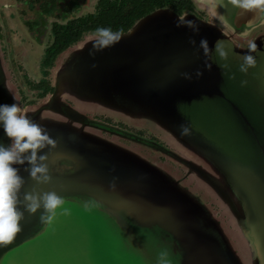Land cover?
Segmentation results:
<instances>
[{
  "label": "water",
  "instance_id": "water-1",
  "mask_svg": "<svg viewBox=\"0 0 264 264\" xmlns=\"http://www.w3.org/2000/svg\"><path fill=\"white\" fill-rule=\"evenodd\" d=\"M197 1L214 20L160 9L103 50L94 51L96 38L83 41L57 61L55 90L35 105L21 104L0 46V103L15 98L55 141L38 153L47 155V183L27 162L14 165L20 199L32 191L64 198L47 225L43 208L20 205L22 231L0 248V264H156L165 248L173 264H264V18L229 0ZM177 18L196 21L199 32ZM250 41L257 63L241 73ZM216 42L230 49L226 60ZM0 142L10 143L2 129Z\"/></svg>",
  "mask_w": 264,
  "mask_h": 264
},
{
  "label": "flooded vegetation",
  "instance_id": "flooded-vegetation-1",
  "mask_svg": "<svg viewBox=\"0 0 264 264\" xmlns=\"http://www.w3.org/2000/svg\"><path fill=\"white\" fill-rule=\"evenodd\" d=\"M160 9L180 15L194 13L206 21L214 20L197 0H0V46L21 104L35 105L54 92L51 75L57 61L88 38H96L97 27H110L124 35ZM95 117L165 144L148 129L108 115ZM120 140L133 144L125 138ZM147 152L156 156L155 152Z\"/></svg>",
  "mask_w": 264,
  "mask_h": 264
},
{
  "label": "clouds",
  "instance_id": "clouds-1",
  "mask_svg": "<svg viewBox=\"0 0 264 264\" xmlns=\"http://www.w3.org/2000/svg\"><path fill=\"white\" fill-rule=\"evenodd\" d=\"M229 3L239 11H252L254 17L264 18V0H229ZM176 26L187 27L194 33H198L200 30L196 21L185 18H177ZM95 35L94 51L103 50L121 40V31H113L110 27H97ZM190 42L196 43L194 40ZM198 47L206 55L209 53L210 48L206 37L200 38ZM212 49L221 60L228 58L230 49L226 50L221 43L216 42ZM247 49V52L241 54L242 62L238 66V71L241 73H247L249 68L254 67L257 63L256 57L253 55L257 51L255 41H250ZM223 67H227V65ZM201 75L199 70L195 72L196 78ZM183 77L187 80L193 78L191 73H185ZM240 83L243 86L246 81L241 80ZM0 129H2L3 135L10 140L7 145L0 142V248H3L22 231L21 204L29 213H35L38 209L43 208L39 223L47 225L53 221L57 209L64 203V198L55 191L39 193L32 191L24 193L23 200L20 199V189L24 180L14 165L27 162L26 171L29 175L38 183H47L50 180L48 166L44 163L47 160V155H38V153L46 146H54L55 141L41 124L21 111L15 98L11 104L0 103ZM181 131L186 133L188 130L181 125ZM169 256L170 253L166 248L161 249L157 254L156 264H173Z\"/></svg>",
  "mask_w": 264,
  "mask_h": 264
},
{
  "label": "rangeland",
  "instance_id": "rangeland-1",
  "mask_svg": "<svg viewBox=\"0 0 264 264\" xmlns=\"http://www.w3.org/2000/svg\"><path fill=\"white\" fill-rule=\"evenodd\" d=\"M110 117H112V116H110ZM113 118H115V117H113ZM116 119V118H115ZM118 120V119H117ZM120 121H122V120H120ZM124 122V121H123ZM125 123H127V122H125ZM127 124H129V125H132V124H130V123H127ZM134 126H136V127H138L136 124H133ZM132 125V126H133ZM138 128H140V127H138ZM144 129H146V128H144ZM150 131V130H149ZM151 132V131H150ZM152 133V132H151ZM152 134H154V133H152ZM106 135V134H105ZM108 136V135H107ZM108 137H110V138H113L114 136L112 135V136H108ZM121 139V138H120ZM121 141V140H120ZM122 142V141H121ZM122 143H124V142H122ZM125 144H127V143H125ZM129 145V144H128ZM134 144H132L131 146H133ZM136 147V146H135ZM143 151H145L146 153H148L147 151H149V150H143ZM161 159H162V157H161Z\"/></svg>",
  "mask_w": 264,
  "mask_h": 264
}]
</instances>
